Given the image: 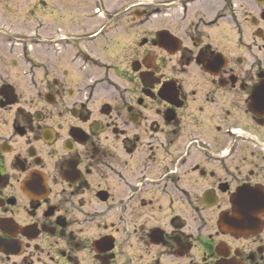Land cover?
Wrapping results in <instances>:
<instances>
[{
  "label": "flooded vegetation",
  "instance_id": "af4514ba",
  "mask_svg": "<svg viewBox=\"0 0 264 264\" xmlns=\"http://www.w3.org/2000/svg\"><path fill=\"white\" fill-rule=\"evenodd\" d=\"M34 7L36 62L0 27V264H264V0Z\"/></svg>",
  "mask_w": 264,
  "mask_h": 264
},
{
  "label": "rangeland",
  "instance_id": "374dc122",
  "mask_svg": "<svg viewBox=\"0 0 264 264\" xmlns=\"http://www.w3.org/2000/svg\"><path fill=\"white\" fill-rule=\"evenodd\" d=\"M55 1L57 0H50V2ZM37 3L38 0H18L12 1V4H10V0L0 1V27L10 28L12 30L11 33L16 36L14 40L18 42L14 43L15 46H28L29 50L27 55L35 62L37 56L33 55L39 50L37 45L39 39L38 30H40L38 25L40 11ZM52 7L54 8V5ZM31 8H35V13L31 12ZM61 11L62 15H68L67 10ZM45 12L47 13V11ZM54 26L58 27L57 24ZM14 59H19V55L16 54Z\"/></svg>",
  "mask_w": 264,
  "mask_h": 264
},
{
  "label": "water",
  "instance_id": "95a60500",
  "mask_svg": "<svg viewBox=\"0 0 264 264\" xmlns=\"http://www.w3.org/2000/svg\"><path fill=\"white\" fill-rule=\"evenodd\" d=\"M245 195H246V193L242 196L243 198V200H244V197H245ZM243 212H245L244 210H243ZM241 215H244V213L243 214H241ZM226 220V219H225Z\"/></svg>",
  "mask_w": 264,
  "mask_h": 264
}]
</instances>
